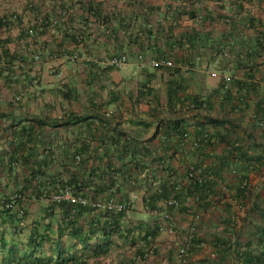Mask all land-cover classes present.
Listing matches in <instances>:
<instances>
[{
  "label": "trees",
  "instance_id": "16d2710c",
  "mask_svg": "<svg viewBox=\"0 0 264 264\" xmlns=\"http://www.w3.org/2000/svg\"><path fill=\"white\" fill-rule=\"evenodd\" d=\"M88 1L57 0L55 7L59 12L38 13L35 21H29L26 33L41 35L52 27L73 23L77 17L67 11L76 5L81 12L99 19L97 7ZM33 11L31 8L29 12ZM12 23L19 28L24 24L17 15L0 18V28ZM71 35L65 38H72L75 43ZM139 38L138 35L132 42L138 45ZM203 42L208 43L207 49L213 56L211 63L222 75L214 94L205 101L197 96L189 98L192 109L186 110L191 114L188 117L181 109L176 113L172 107L180 103L185 87L175 80L169 82L166 107L176 117L166 119L165 123L159 120L151 137H159L156 156L141 145L143 142L118 131L117 139L99 144L106 146L108 157L93 158L85 155L93 150L90 143L73 144L62 138L58 142L56 136L45 130L47 126L55 129L68 123L53 124L43 118L16 115L18 106L15 111L0 113V264H106L99 259L106 258L117 241H125L132 254L115 264H264V143L250 135H245V142L242 137L233 138L237 127L225 109L232 104L231 89L258 97L264 84V75L257 76L260 72L257 61L264 59V33H256L255 41L241 48L242 57L235 65L243 73L244 78L239 80L224 75L228 47L219 40L213 41L209 34ZM0 47L5 65L0 71L7 72L8 78L11 75L7 84H12L17 81L11 79L12 62L18 54H12L6 42L0 41ZM29 55L34 60V53ZM18 59L26 62L29 58L24 55ZM24 80L25 88L34 85L35 79L28 72ZM261 93L262 103L264 90ZM217 98L220 116L214 117L211 110L206 114L199 112L204 102L211 104V99ZM256 113L264 115L263 110L257 109ZM190 119L194 122L188 127ZM258 150L260 154L250 156ZM109 151H113L112 155ZM255 177L263 180L253 184ZM66 193L87 203H72L65 198ZM170 200L176 205H168ZM108 202L121 205L122 210L95 206ZM32 203L39 205L35 217L29 210ZM212 210L224 217L220 215L213 227L200 218ZM238 212L245 213L241 224L237 221ZM188 214L190 220L185 231H177L170 225L175 215ZM203 227L213 229L207 231L209 240L202 232ZM165 230L181 241L178 245L177 241L172 243L164 263H152L150 255L161 256L157 240ZM64 237H68V243L62 246ZM45 244L53 246L54 256L38 255ZM29 246L31 250L26 253ZM205 246L214 251V258L192 260L193 255L204 252ZM181 247H186L182 255Z\"/></svg>",
  "mask_w": 264,
  "mask_h": 264
},
{
  "label": "crops",
  "instance_id": "0c3cea01",
  "mask_svg": "<svg viewBox=\"0 0 264 264\" xmlns=\"http://www.w3.org/2000/svg\"><path fill=\"white\" fill-rule=\"evenodd\" d=\"M56 2L0 0V18L17 15L24 22L20 28L13 23L3 25L0 28V41L6 42L7 48L12 54H18V58L24 55L29 58L26 62L18 58L13 60L11 80L17 81L12 84H7L11 75L8 78L7 72L0 71V113L15 111L18 106L16 115L43 118L53 124L68 123L55 129L47 126L45 130L56 136L58 142L62 138L73 144L90 143L93 150L85 155L103 157L104 160L108 157L104 151L106 146L99 144L103 142L105 145L117 139L119 132L143 142L141 145L151 150L153 155L158 154L159 137L151 139L158 122L163 120L165 123L166 119L176 117L166 107L170 81L181 82L185 87V92L180 95V103L172 107L176 108V113L181 109L186 117L191 115L189 109H192L189 98L197 96L204 100L214 94L222 74L211 63L213 56L207 49L208 43L203 42L205 35L209 34L213 41L219 40L220 44L228 47L224 75L239 80L244 78L243 73L235 65L242 57L241 48L253 43L256 33H264V0H90L88 2L97 7L95 12L100 15L99 19L93 18L91 13L81 12L79 5H76L73 9L68 7L67 11V14L77 17L73 23L57 29L52 27L41 35L26 33L27 26L31 24L29 21L43 12L51 15L59 12L55 7ZM31 8L34 9L32 13L29 12ZM143 33L146 35L142 36ZM70 34L75 43L71 41L72 38H65ZM138 35L137 45L132 41ZM139 45H143V49ZM1 51L0 47V67H4ZM31 52L34 53V60L30 58ZM119 55L127 56L124 66L112 69L101 65L111 56ZM160 57L172 60L178 67L168 71L147 65L149 60ZM257 63L260 65L257 75L260 78L264 75V59ZM26 72L35 79L34 85L28 88H25ZM263 90L264 84L258 97L249 92L246 94L244 90H230L232 104L226 105L225 109L232 124L237 127L232 133L233 138L242 137L245 142V135H250L257 142L264 143V115L256 113L257 109L264 111V102L261 103ZM210 102H204L199 112L206 114L211 110V115L220 116L218 98ZM107 117L112 119H97ZM193 122L190 119L187 126L191 127ZM107 153L112 155L113 151ZM260 153L258 150L250 153V156ZM175 159L177 161V156ZM262 180L255 177L253 184H259ZM135 206H139V203ZM29 210L35 217L39 205L32 203ZM221 214L212 210L200 218L213 227V222L219 220ZM237 214L238 224H241L245 213ZM221 218L224 217L221 215ZM189 220L190 214L175 215L170 225L182 232L186 230ZM212 230L202 228L206 239L210 238L207 231ZM52 234L55 240L56 236ZM179 240L180 237L165 230L157 240L158 253L162 257L150 255L149 261L164 263L165 255L168 256L173 247L172 243L177 241L178 245ZM67 243L68 237L61 239L62 246ZM26 248V253L31 250L30 246ZM110 249L106 258L99 259L102 263L115 264L132 254L125 241L115 242ZM204 249L202 254L193 255L191 259L214 258V251L209 246ZM54 253L53 246L50 248L46 244L38 251V255L42 256H54Z\"/></svg>",
  "mask_w": 264,
  "mask_h": 264
},
{
  "label": "built area",
  "instance_id": "2783aa9c",
  "mask_svg": "<svg viewBox=\"0 0 264 264\" xmlns=\"http://www.w3.org/2000/svg\"><path fill=\"white\" fill-rule=\"evenodd\" d=\"M126 63H127V56L126 55H119V56H111L110 58L103 61L101 65L105 68L115 69V68H120V67L124 66ZM147 65H149L150 68L157 69V70L175 69L178 67L172 60L165 59V58L151 59V60H149ZM212 75H214V74H212ZM221 190L225 191L224 187H222ZM65 198L69 199L72 203H80L82 205H85L87 203L86 200L72 198L68 193L65 194ZM56 199H59V197H56ZM168 205H176V202H174L173 200H170L168 202ZM95 206L98 208H106L109 210L110 209H112V210L114 209L117 211L122 210L121 205H118V204L113 203V202L104 203L103 205L100 203H95ZM168 233L171 234V231L168 230ZM190 237H191V235L188 237V239H190ZM186 240H187V238H186ZM185 248L184 247L180 248V250H179L180 255H182L184 253Z\"/></svg>",
  "mask_w": 264,
  "mask_h": 264
}]
</instances>
